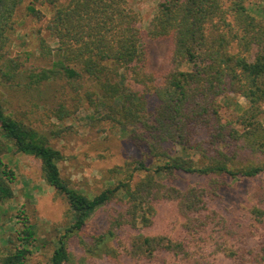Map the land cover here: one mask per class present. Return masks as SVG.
Segmentation results:
<instances>
[{
  "label": "trees",
  "instance_id": "16d2710c",
  "mask_svg": "<svg viewBox=\"0 0 264 264\" xmlns=\"http://www.w3.org/2000/svg\"><path fill=\"white\" fill-rule=\"evenodd\" d=\"M24 1L0 0V71L11 73L9 79L23 65L9 47ZM30 1L36 14L35 4L53 8L46 30L57 44L52 47L45 38L40 43L45 57L57 59L52 68L32 72L28 86L64 81L63 96L44 115L64 121L85 100L95 121L119 126L142 153L159 161L154 168L141 159L118 167L126 178L90 197L62 176L63 154L34 125L38 119L30 114L37 111L18 115L0 101L1 133L16 152L40 159L44 178L66 196L74 218L50 264H93L87 253L105 236L89 242L79 231L102 207L115 240L103 252L115 264H216L220 253L237 264H264V189L255 193L245 233L211 206L230 178L264 172V0L260 18L249 12L248 0H164L147 30L130 0ZM148 38L170 43L169 65L159 72L147 68ZM184 63L188 69L179 68ZM230 93L248 101L231 119L221 113V98ZM5 147L0 141V201L13 196L16 178L3 160ZM181 173L205 181L181 187L176 184ZM162 202H175L181 236L145 233L155 225ZM128 228L135 232L124 243L117 232ZM259 230L261 240L249 246L248 238ZM34 238L35 229L24 217L18 246L0 264H26ZM77 242L87 253L71 249Z\"/></svg>",
  "mask_w": 264,
  "mask_h": 264
},
{
  "label": "rangeland",
  "instance_id": "374dc122",
  "mask_svg": "<svg viewBox=\"0 0 264 264\" xmlns=\"http://www.w3.org/2000/svg\"><path fill=\"white\" fill-rule=\"evenodd\" d=\"M140 13L141 27L149 28L150 20L164 0H130ZM30 0L22 3L15 15V29L11 35L12 42L9 54L18 58L23 65L9 79L0 71V101L6 111L30 114L49 143L59 149L63 158L59 162L62 176L76 189L93 197L106 189L110 184L126 178V173L117 169L128 162L145 160L148 167L154 168L159 161L142 153L127 137L119 126H113L107 121H95L94 111L83 100L80 109L64 121L47 118L46 109L58 98L63 96L61 79L43 82L40 85L28 86L30 74L41 68H52L56 57H45L41 52V39L45 38L52 47L56 40L46 30V24L53 13L50 5L35 4L40 11L36 14L29 7ZM249 12L257 17L263 16V3L260 0H248ZM147 68L159 72L169 65L167 56L170 43L167 39H146ZM2 63L0 61V67ZM188 69L189 64L179 65ZM8 67L3 66V71ZM248 106V101L233 93L221 98V113L231 119L242 113ZM40 117L44 118V121ZM63 130L60 134L54 131ZM0 141L6 145L3 152L4 162L14 170L16 178L11 183L13 196L0 201V261L7 254L15 251L18 246L17 235L23 229L24 217L35 229V238L31 241V254L26 264H50V259L58 246L60 236L74 220L65 195L59 193L48 184L43 176L40 159L33 155L18 153L11 141L1 133ZM144 175V172L140 173ZM205 179L197 175L181 173L176 182L181 187L189 184L204 183ZM229 186L221 189V199L211 202V206L225 215L242 233L248 231L252 221L251 207L256 203L255 193L264 189V172L253 178L240 177L229 179ZM109 212L104 208L96 210L88 219L84 229L79 231V237L92 242L105 236V240L94 247L92 252H86L83 244L78 242L70 247L76 253H87L93 264H115L104 256L106 244L115 242L109 234ZM182 218L178 215L175 202H162L158 205L156 223L145 233H166L175 237L182 235ZM135 230L128 228L120 230L117 235L125 239ZM257 232V231H256ZM213 233V232H212ZM256 236L248 238V245L255 246L261 240V230ZM216 264H237L223 254L215 258ZM70 264V263H69ZM127 264H145L133 263Z\"/></svg>",
  "mask_w": 264,
  "mask_h": 264
}]
</instances>
